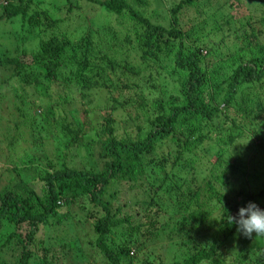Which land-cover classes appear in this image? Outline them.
I'll return each instance as SVG.
<instances>
[{
	"label": "rangeland",
	"instance_id": "rangeland-1",
	"mask_svg": "<svg viewBox=\"0 0 264 264\" xmlns=\"http://www.w3.org/2000/svg\"><path fill=\"white\" fill-rule=\"evenodd\" d=\"M94 1L96 0H35L32 10L40 11L43 27L47 24V19H60L55 32L74 41L88 31H95L97 37L101 38L98 43L102 45L108 58L123 57L130 62L135 72L128 74L125 66L116 67L120 77L113 76L114 83L110 84L108 90L96 92L98 110L90 116V127H94L96 131L100 129L104 118L110 121L116 117L115 132L125 137L127 133L134 134L135 127L131 122L122 119L126 116L121 108H109V98L118 96L120 102L135 100L138 91L141 88L145 90L148 85L150 88L159 86L158 94L161 93L163 101L178 104L183 100L177 97L176 91L186 76L176 75L172 70L174 53H166L167 50L164 49L159 61L146 54V42L139 38L141 29L137 30L131 25L126 13L118 17ZM179 1L146 0V4L137 3L136 8L149 17L152 23L167 24L171 7ZM204 5L201 9L203 13L199 14L197 9L200 10ZM178 16L183 29L196 25L192 33V43L194 47L201 49L205 57L207 82L201 100L218 102L212 93L215 87L238 67L241 62L239 57L264 52V34L251 36L252 26L264 31V24L261 22L264 19V0H200V5L186 7ZM248 22L252 24L249 25ZM16 23L18 21L13 24L0 23L2 51L8 47L14 50L12 32ZM41 38H45V34L37 35L36 39H33L35 41L31 42V38L29 42L18 45L13 55L18 56L26 65H31L32 52ZM149 42H153L152 39ZM22 49L26 51L24 54L21 53ZM33 67L32 65L29 71L35 72ZM12 75L11 69L0 67V192L12 191L25 195L23 186L27 183L36 190L39 189L40 176L50 169L52 162L57 167L64 163L78 169L89 167L90 163H93L96 168L102 169L105 160L99 155L98 144L94 147L90 145V152L86 151L87 143L94 136L93 132L90 135L86 130V134L81 138L80 142L86 145L70 148L65 147V137L58 134L61 129L56 122L57 118H60L57 115L60 112L57 103L65 94L63 87L55 82L46 97L39 96L32 87H27L25 91L28 92V97L41 103L42 107L31 101L25 104L20 98V90L17 93L14 86L19 78L13 79ZM123 83L128 86L123 87L126 86L122 85ZM121 86L122 88H119ZM246 87L242 85L239 88V99ZM259 95L264 99V80ZM52 106L55 108L56 118L50 116L48 129L44 130L41 126L46 124L47 115L43 112H46L47 108L52 110ZM254 111L258 114L257 126L250 138L242 136L233 140V143H221L227 151V160L237 164V172L234 174L227 171L223 176V185L217 183L218 179H215L214 183L215 187L227 196L230 204H239V207L243 203L242 194L252 196L264 189V100ZM67 120L74 126L71 117ZM211 124H215L214 128L221 126L219 139L225 136L231 138L230 122L226 117L215 118ZM180 125L188 131L186 123L181 122ZM203 125L205 126V123ZM245 133L250 131L246 129ZM206 147L213 150L209 155L199 148L194 150L196 155L202 152L205 159L202 173L195 183H192V178L197 177L198 172L195 174V164L190 161L196 155L186 152L179 161L177 159L179 167H171L177 158V152L182 148L176 140L165 139L155 143L152 152L142 157L143 174L137 176L136 181L116 179L110 184L105 199L110 197L114 208L120 209L118 218L128 216L131 219V224L126 223L110 233L109 246L117 251L125 249L119 253V264H162L171 263L175 259L186 260L192 255V249L183 247V243L188 239L204 245L215 243L216 262L203 264H264V235L245 237L235 224H229L228 221L220 224L219 212L213 211L211 215L201 221L198 219L191 225L180 223L181 216L188 217L183 204L169 198L172 193L169 185L171 176L176 174L180 180L187 179V185L193 189L203 187L207 179L205 177L208 176L209 164L206 159L208 156L213 159L214 151L218 150L207 141L200 148ZM151 158L168 159L166 169L171 175H168L169 180L163 179L162 171L152 167ZM149 186L155 189L154 194ZM230 187L232 192L229 191ZM152 197L156 202H151ZM80 202L79 199L77 204L70 207L68 216L63 217L66 211L61 209L60 222L53 218L50 224L37 225L31 264H43L40 258L44 255L46 258L54 257L52 264H110L104 253L95 246L98 233L93 224L94 219L87 213L89 204H86L87 208L84 209L79 206ZM253 202L264 208V197L254 198ZM210 208L216 210L219 206L210 205ZM152 222L154 225H151ZM139 225V233L129 230L130 227ZM13 230L14 225L9 220L4 221L0 229V264L18 263L19 252L12 248L15 247L14 242H6ZM126 250L132 252L129 254Z\"/></svg>",
	"mask_w": 264,
	"mask_h": 264
},
{
	"label": "trees",
	"instance_id": "trees-1",
	"mask_svg": "<svg viewBox=\"0 0 264 264\" xmlns=\"http://www.w3.org/2000/svg\"><path fill=\"white\" fill-rule=\"evenodd\" d=\"M34 2L35 0H0V23L13 24L17 21L19 23L14 24L12 32L14 50L9 47L4 51L0 49V67L12 70L11 78H19L14 86L17 93L20 90V98L25 104L31 101L42 107L41 103L34 102L28 97L29 94L25 91L27 87H32L39 96L46 97L53 84L58 82V85L65 90V94L57 103L60 110L57 115L60 118H57L56 122L61 129L58 134H62L66 139L65 147L86 145L80 142L81 138L86 134V130L90 135L93 132L94 136L90 139L91 143H87L86 151L90 152L88 148L90 145L94 147L98 144L99 155L105 163L102 169L96 168V164L93 163H90L89 167L78 169L64 163L61 167H57L51 161L50 169L40 176L39 189L36 190L27 183L23 186L25 195L12 191L0 192V229L6 220L14 225V230L6 242H14L15 247L12 248L19 252L17 264H31L37 225L50 224L53 218H57L60 222L62 220L60 210L66 211L63 217L68 216L71 212L70 207L77 204L79 199L81 208L85 209L86 204H89L87 213L94 219L93 224L98 233L95 246L104 253L110 264H119V253L125 249L121 248L117 251L109 246L110 233L126 223L131 224V219L128 216L123 219L118 218L120 209L114 208L110 197L105 199V195L108 194L110 184L116 179L136 181L137 176L143 174L142 157L152 152L155 143L165 139L176 140L182 148L177 152V158L172 162L171 167L178 168V161L184 154L186 152L195 154L194 150H198L197 148L209 155L212 149L200 148L206 141L218 149L217 152L214 151L213 159L209 156L206 159L209 164L206 183L196 189L187 185V179L180 180L176 174L172 176L169 174L166 169L167 158L159 160L151 158L152 167L162 171L163 179L169 180L168 175L171 176L169 185L172 193L169 198L171 201L183 204L188 217L181 216L180 223L191 225L192 222L198 219L201 221L207 215H211L213 211L219 212L220 224L227 222L229 216H235L239 204H236V201L233 202L236 205L230 204L227 196L214 184L215 179H218L217 183L223 185L224 174L227 171L235 174L238 170L237 164L227 160V151L221 143H233V140L242 136L250 138L257 126L258 114L254 109L264 100L259 95L264 80V52L254 56L239 57L241 62L238 67L227 79L217 85L212 93V96L217 97L218 102L201 100L207 82L204 70L205 57L201 49H197L192 43V33L196 25L183 29L179 24L178 16L186 7L200 5V0H180L174 4L168 13L167 24L152 23L149 17L136 8L137 3L146 4V0L94 1L118 17L126 13L131 25L137 30L141 29L139 38L146 42V54L159 61L164 49L167 50L166 53H174L172 70L176 75L186 76L179 90L176 91L177 97L183 100L178 104L163 101L161 93L158 94L159 86L150 88L146 85L145 90L141 88L138 91L135 100L127 99L120 102L118 96L114 98L111 96L109 108L111 110L121 108L126 116L122 119L131 122L135 127L134 134L127 133L123 137L115 132L116 117L110 121L104 118L100 129L96 131L94 127H90V116L98 110L96 92L108 90L110 84L114 83L113 76L120 77L116 67L125 66L128 74L134 73L135 69L126 58H108L102 45L98 43L101 38L97 37L95 31H88L74 41L55 32L61 22L60 19H47V24L43 27L40 11L32 10ZM204 7L205 5L200 10L197 9V12L202 14L201 9ZM261 22L264 24V19ZM248 24L252 23L248 22ZM261 33L264 34V31L252 26L251 36L256 37ZM39 34H45V38H41L37 48L33 50L31 65H26L13 54L17 51L18 45L29 42L31 38V42L35 41L33 39ZM150 39L153 42H149ZM103 47L106 49V46ZM25 52L24 49L21 50V53ZM32 65L34 66L32 70L34 69L35 72L29 71ZM242 85L247 87L239 99L237 94ZM45 110L46 112L43 113L47 115V120L41 127L47 130L50 116L55 117V108L52 106V110L49 108ZM68 117L72 118L74 126L67 120ZM220 117H226L230 122L231 138L226 136L223 139L218 138L221 126L214 128L215 124L211 122ZM181 122L187 124V132L186 128L180 125ZM234 128L236 129L233 130ZM246 129L250 133H245ZM184 136L186 137L183 138ZM190 162L195 164V174L198 172V176L192 178V183H195L199 180L205 164L204 154L201 152ZM149 189L153 194L156 192L151 186ZM229 191L232 192L231 187ZM242 197L243 206L249 201L253 202L254 198L264 197V189L252 196L242 194ZM151 202H156L154 197ZM210 205H218L219 209H211ZM151 225L154 223L152 222ZM129 230L139 233L141 227L140 225L130 227ZM183 247L192 249V255L188 259H175L171 263L162 264L216 262L215 243L204 245L188 239L183 243ZM126 252L132 251L126 250ZM40 260L43 264H52L54 257L46 258L44 255Z\"/></svg>",
	"mask_w": 264,
	"mask_h": 264
},
{
	"label": "clouds",
	"instance_id": "clouds-1",
	"mask_svg": "<svg viewBox=\"0 0 264 264\" xmlns=\"http://www.w3.org/2000/svg\"><path fill=\"white\" fill-rule=\"evenodd\" d=\"M228 223L235 224L245 237L264 235V208L249 201L237 209L235 216H229Z\"/></svg>",
	"mask_w": 264,
	"mask_h": 264
}]
</instances>
